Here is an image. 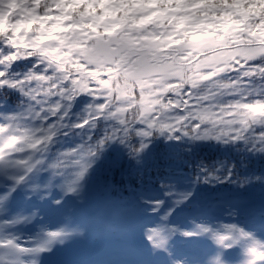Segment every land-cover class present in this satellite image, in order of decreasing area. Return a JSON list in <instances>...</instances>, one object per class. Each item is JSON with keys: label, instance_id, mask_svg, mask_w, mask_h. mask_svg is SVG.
I'll return each instance as SVG.
<instances>
[{"label": "clouds", "instance_id": "clouds-1", "mask_svg": "<svg viewBox=\"0 0 264 264\" xmlns=\"http://www.w3.org/2000/svg\"><path fill=\"white\" fill-rule=\"evenodd\" d=\"M0 264H264V0H0Z\"/></svg>", "mask_w": 264, "mask_h": 264}, {"label": "rangeland", "instance_id": "rangeland-1", "mask_svg": "<svg viewBox=\"0 0 264 264\" xmlns=\"http://www.w3.org/2000/svg\"><path fill=\"white\" fill-rule=\"evenodd\" d=\"M61 258H63L64 260H68V258H67V256H66V251H65V253L61 256ZM56 259H58V258H56Z\"/></svg>", "mask_w": 264, "mask_h": 264}, {"label": "trees", "instance_id": "trees-1", "mask_svg": "<svg viewBox=\"0 0 264 264\" xmlns=\"http://www.w3.org/2000/svg\"><path fill=\"white\" fill-rule=\"evenodd\" d=\"M111 155V154H110ZM121 167H123V166H121Z\"/></svg>", "mask_w": 264, "mask_h": 264}]
</instances>
